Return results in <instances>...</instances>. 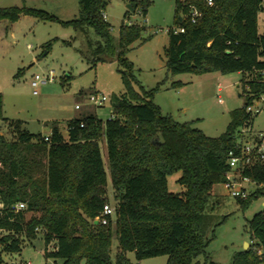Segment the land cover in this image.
I'll return each instance as SVG.
<instances>
[{
	"label": "trees",
	"instance_id": "obj_1",
	"mask_svg": "<svg viewBox=\"0 0 264 264\" xmlns=\"http://www.w3.org/2000/svg\"><path fill=\"white\" fill-rule=\"evenodd\" d=\"M132 1L135 10L142 5L146 16L148 1ZM108 2L78 0V17L69 21L24 6L0 8V20L13 22L25 14L58 21L84 34L92 28L100 39L91 53L92 65L115 59L125 89L113 98L115 119L102 120L92 113L74 117L66 121L67 137L56 125L48 136H42L26 130L20 120L5 118L0 93V120L14 135L8 140L0 133L1 251L19 253L22 242L36 239L40 229L44 256L61 259V264H112L114 235L118 241L114 264H132L127 252L134 253L137 261L166 256L165 264H199L210 242L205 236L213 219L210 199L215 186L225 180L229 153L239 151V130L250 127L258 114L247 107L264 95V32L257 29L264 0H213L212 5L206 0H175L173 25L184 32L167 33L168 72L242 73L245 103L229 112L225 131L216 137L194 127V121L180 123L164 115L152 101L153 90L146 91L139 84L127 59L132 44L146 41L142 38L145 27L121 24L116 41L102 16ZM191 7L201 13L195 23L189 18ZM177 171L181 173L177 182L184 190L172 193L167 177ZM108 175L114 220L95 224L108 201ZM243 175L257 185L247 198H236L245 209L253 199L264 197V161ZM19 202L25 208L15 212L13 207ZM26 212L38 215L26 219ZM247 226L252 243L235 252L230 264L264 262V207ZM50 243L54 248L48 251Z\"/></svg>",
	"mask_w": 264,
	"mask_h": 264
},
{
	"label": "rangeland",
	"instance_id": "obj_2",
	"mask_svg": "<svg viewBox=\"0 0 264 264\" xmlns=\"http://www.w3.org/2000/svg\"><path fill=\"white\" fill-rule=\"evenodd\" d=\"M138 1H148L146 16L141 13L142 5L134 11L127 9V4L134 2L132 0H109L104 11L116 41L121 24L145 27L142 38H146V41L135 42L127 53V59L133 64L134 76L146 91L153 90L151 99L164 115H171L180 123L194 121L193 126L207 136H219L229 122V112L241 108L245 103L242 73L222 74L214 71L171 75L166 67L165 47L169 44L167 29L175 27V0ZM13 6L43 10L62 21L77 18L79 12L78 0H0V8ZM127 10L129 13L124 17ZM257 29L259 33L264 32V3L258 12ZM99 40L92 28H88L84 34L58 21L41 20L25 14L13 22L1 19L0 93L3 96V116L22 121L26 130L42 136H47L54 125L66 135V121L74 117L92 113L102 120L110 118L113 98L122 95L125 89L119 72L120 65L115 59L92 65L91 53ZM47 44L49 49L46 48ZM50 69L54 71V81L40 85L34 95L30 86L32 77L35 74L46 75ZM249 78L244 75V79ZM132 85L136 91L139 90L138 85ZM94 93L105 95L107 102L101 107L89 104L88 98ZM253 103L258 104L260 112L254 117L251 128L253 132L263 131L264 95ZM75 105H80V109H75ZM0 133L8 140L14 138L11 129L1 120ZM100 147L107 169L103 140ZM180 174L177 171L167 177L168 190L172 193L184 190L177 182ZM256 188L253 182L246 185L248 193ZM106 196V203L114 206L109 175ZM263 202L264 197L253 199L247 208L242 209L237 199L225 193L221 184L215 186L214 197L208 206L212 224L205 234L210 242L206 247V256L199 257V264H230L234 253L244 249L245 243L246 249L249 248L252 242L247 222L263 209ZM35 215L38 214L26 212L25 218ZM41 235L39 229L36 239L24 240L19 253L2 252L0 246V264H61V259L44 256ZM117 246L114 235L112 264ZM47 248L48 251L53 250L54 244L50 243ZM126 256L132 264H165L167 260L166 256H159L137 261L132 252H127Z\"/></svg>",
	"mask_w": 264,
	"mask_h": 264
},
{
	"label": "built area",
	"instance_id": "obj_3",
	"mask_svg": "<svg viewBox=\"0 0 264 264\" xmlns=\"http://www.w3.org/2000/svg\"><path fill=\"white\" fill-rule=\"evenodd\" d=\"M208 5L213 4V0H206ZM104 19H106V14L102 13ZM201 16L200 11L191 7L189 18L192 23H195L197 18ZM172 31L173 33L184 32V29L181 27H171L167 29V33ZM261 74L264 76V70L261 71ZM55 79V74L53 70H48L46 75L35 74L31 81L30 86L33 89L32 93L37 94V88L40 85H44L50 82H53ZM107 97L105 95L94 93L91 94L88 98V103L95 106L101 107L107 102ZM261 100V98H259ZM256 100V101H259ZM75 109H80V105H75ZM247 111L255 114L260 112V108L257 103H253L247 107ZM116 114L112 113L110 118L115 119ZM82 126V125H81ZM237 143L239 144L238 152L229 153V170L225 173V180L221 183L225 193L232 198L245 199L248 196L246 185L252 182L248 177L243 175V171L250 169L257 163L264 161V130L253 132L251 126L247 128H241L238 132ZM4 206L0 202V215L2 214ZM25 208L24 203H16L13 207L14 211H21ZM114 206H110L108 203L103 205L100 216L97 218L98 223L107 224L108 218L114 216ZM30 264V263H28ZM264 264V262H262Z\"/></svg>",
	"mask_w": 264,
	"mask_h": 264
},
{
	"label": "water",
	"instance_id": "obj_4",
	"mask_svg": "<svg viewBox=\"0 0 264 264\" xmlns=\"http://www.w3.org/2000/svg\"><path fill=\"white\" fill-rule=\"evenodd\" d=\"M135 7H136V3L135 2H131V3L127 4V9L130 10V11H134ZM44 54H46V52ZM159 138H160L159 143H163L162 137L159 136ZM263 206H264V204H263ZM94 223L97 224L98 220H95ZM244 249H246V243H245Z\"/></svg>",
	"mask_w": 264,
	"mask_h": 264
},
{
	"label": "crops",
	"instance_id": "obj_5",
	"mask_svg": "<svg viewBox=\"0 0 264 264\" xmlns=\"http://www.w3.org/2000/svg\"><path fill=\"white\" fill-rule=\"evenodd\" d=\"M69 120H70V119H69ZM67 121H68V120H67ZM65 127H66V126H65ZM65 127H64V128H65ZM64 132H66V135H64L65 133H64L63 135H64L65 137H67V131L64 130ZM49 134H50V133H49ZM49 134H48V135H49ZM48 135H47V136H48ZM263 204H264V202H263Z\"/></svg>",
	"mask_w": 264,
	"mask_h": 264
}]
</instances>
